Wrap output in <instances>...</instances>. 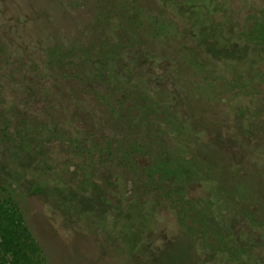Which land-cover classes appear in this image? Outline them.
I'll return each instance as SVG.
<instances>
[{
	"label": "rangeland",
	"instance_id": "rangeland-1",
	"mask_svg": "<svg viewBox=\"0 0 264 264\" xmlns=\"http://www.w3.org/2000/svg\"><path fill=\"white\" fill-rule=\"evenodd\" d=\"M174 1L0 0V175L41 179L28 219L50 264H130L136 230L153 254L169 245L168 264H190V246L196 264H218L203 241H177L182 197L232 226L220 264H264V0ZM127 57L140 64L116 72ZM114 72L118 95L99 80ZM145 83L162 106L142 98L151 111L130 132L118 96L127 85L142 96ZM149 135L137 171L124 152Z\"/></svg>",
	"mask_w": 264,
	"mask_h": 264
},
{
	"label": "trees",
	"instance_id": "trees-1",
	"mask_svg": "<svg viewBox=\"0 0 264 264\" xmlns=\"http://www.w3.org/2000/svg\"><path fill=\"white\" fill-rule=\"evenodd\" d=\"M167 1H169L168 2L169 4L176 3L174 0H167ZM187 2L190 3L191 6H193L191 1H187ZM182 3L183 2H181L180 4ZM194 5L197 6L199 4H194ZM204 5H207V4H204ZM261 20L262 22L257 25L258 27L257 33L259 34L254 39V44L256 45H264V21L262 18L260 19V21ZM232 42L226 41L224 43L225 47L227 46V47L232 48V46L234 45ZM127 58L121 62V64L118 66V70L117 71L115 70L116 72L120 73L121 69H125V73H128L129 71H131L132 69H134L136 66L140 64L137 60H134V62L137 61L134 64V62H131V60ZM158 58H160L159 60H161L160 56ZM157 62L159 61L157 60ZM120 75L121 74H115L114 72L112 76H109L110 81L107 78L100 79V77H99V80H101V84L106 83V85H108V83L109 84L114 83L115 87H112L111 89L112 95H118L117 93L120 91V89L124 88L122 84L125 83L124 81L121 80L122 79L121 77L123 76L122 75L120 76ZM157 79H158L157 77H154L155 82H157ZM90 81L91 80H85L82 82V84L85 87L89 86V87H93L96 89L99 88L98 85H94ZM127 87L125 86L124 96H118L117 102L119 103L121 107L120 109L118 108V112L121 110L118 113L121 119L118 118V120L124 121L127 118V116H125V113H128L129 115L133 113V115L135 116L127 118L126 120V124L128 125L126 127L127 128L126 130L133 132L134 128L137 126V122L144 117V113L146 111H151L150 107L143 104L141 99L146 98L148 103H150L151 108L155 106L161 108L162 99H161V96H158V97L153 96L151 95L150 92L148 94L147 90L149 91L150 86L147 83H145V87H144L145 89L143 88L144 91H143L142 96L137 95V94L134 96V93H133L134 90L131 91L133 87H131V89L128 85ZM112 95L109 94V96H107L108 100L112 99ZM129 101H131V105L129 104L127 105V102ZM124 108H126V110L123 112ZM134 108L139 109L138 117L136 116L134 112V110H136ZM116 111L114 110V112ZM168 115L169 114H167L166 116ZM173 117L174 116H170L172 123L176 122V124L179 125L177 121H175V118ZM148 123L150 124V121ZM181 125L182 123H180V126ZM148 127H149V132L151 133L154 132L152 131L153 126L148 125L147 128ZM169 130L171 133L173 130H177V129L174 128V126L170 123ZM147 134H150V133L147 132ZM173 135H176V133H174ZM152 136L153 135H149L148 140H144V139L142 141L131 140L127 144L126 148H128V151L126 153L124 152V155H126V157H124L123 159L124 160L129 159L128 164L136 168L137 171L141 170V164H140L139 157H138L139 154L141 155L143 153H149L150 151H152V147L154 144L153 140L155 139V138L153 139ZM31 157L34 158L33 156ZM156 164L157 162L154 164V166ZM153 171L154 170L152 169V166H150L149 168L146 167L143 172L138 173L139 178L137 180L141 181L143 179H146L145 181H147L148 178L151 180L153 178ZM12 176L15 177V179H17V176H18V180L16 182L15 180L13 181ZM12 176L8 175V176L3 177L2 175H0V264H50L49 258L46 255L44 247L42 246L39 237L36 235L28 219L29 205L27 203V200L30 199L32 192L33 194H37L35 190L33 189H36V187L39 184L41 185V179L38 178L37 180L35 179V177H33L32 180L30 181V177L28 176V171L26 172V174L23 173V176H21L20 174L17 175L16 172H15V175L13 174ZM155 182L156 181L153 179L152 184H155ZM28 185H29V188H27ZM134 185H138L137 182L134 183ZM174 193H175L174 191L171 192L170 190L169 192L170 196L168 195L169 196L168 199H171V205L178 204L177 202L178 200L179 204L183 206L181 207V211L183 214L181 215V212H179V215L182 219L181 225H182V231H183L184 237L180 240L178 239L177 241L182 242V241H187L188 238H192V240L197 238L200 241H203V244H205V248L208 250V252H210L209 254L215 255V258H214L215 262L218 264L222 263L225 256L227 254L228 255L230 254L229 253L230 241L231 242L235 241L233 236L236 234L232 232V226L228 225V229H226L228 231L226 232L224 230L225 223H222V221L213 220V217L210 218L211 216L209 215V213L207 214V212L201 208H199L200 211L198 209L196 210V208H194V206L187 203L186 200H185L186 203H184V201L182 200L183 197L176 198L177 200L173 201L175 197L172 198V195ZM229 197L231 200H235V201L236 199L239 200V198L237 196L235 197L233 193H229ZM185 204H187V206H185ZM74 210L77 211V215L82 217V219H85V216L81 209H74ZM97 223L98 222H96V224ZM131 234H132L131 238L136 244L134 245V247L131 248L130 264L131 263H134V264H142V263L168 264L165 258L168 256L169 251L166 252L165 250L163 252L162 249H165L169 245L167 246L166 243L163 242L164 243L163 247L161 246L158 250L156 249L155 253L153 254V251H151L150 244H146V246H143L140 243L136 242V239L138 238V234H139L138 230H136L135 232H132ZM117 235H118V232L116 231L111 236V239H115L116 242H119V240L123 241V236L118 237ZM75 241H80V240L77 239ZM177 241H174L172 239V245L176 243ZM73 247L74 249L72 250H76V252L79 253L78 251L79 248L75 246ZM153 249H155V247H153L152 250ZM187 252L190 256V264H196L194 262L195 259H193L192 257L194 252L191 246L187 247ZM140 256L144 257V259H141V261H138V262L133 261L135 258L140 257ZM193 256L195 257V255Z\"/></svg>",
	"mask_w": 264,
	"mask_h": 264
},
{
	"label": "flooded vegetation",
	"instance_id": "flooded-vegetation-1",
	"mask_svg": "<svg viewBox=\"0 0 264 264\" xmlns=\"http://www.w3.org/2000/svg\"><path fill=\"white\" fill-rule=\"evenodd\" d=\"M253 261H255V260H253ZM255 263H256V261H255ZM254 262H243V264H255Z\"/></svg>",
	"mask_w": 264,
	"mask_h": 264
}]
</instances>
